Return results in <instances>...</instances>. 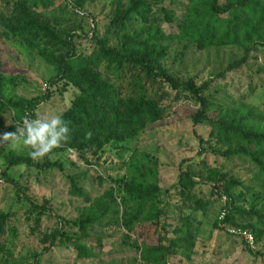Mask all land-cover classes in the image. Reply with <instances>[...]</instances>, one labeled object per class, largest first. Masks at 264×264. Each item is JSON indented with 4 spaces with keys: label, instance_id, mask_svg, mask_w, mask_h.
Returning <instances> with one entry per match:
<instances>
[{
    "label": "rangeland",
    "instance_id": "rangeland-1",
    "mask_svg": "<svg viewBox=\"0 0 264 264\" xmlns=\"http://www.w3.org/2000/svg\"><path fill=\"white\" fill-rule=\"evenodd\" d=\"M16 1L40 12V19L63 38L71 34L79 56L93 51V37L107 38L111 46L119 45L123 36L132 38V47L141 52L147 47L151 62L175 79L207 83L210 117L264 129V47L246 54L232 45L200 49L175 39L170 33L188 0H141L142 16L131 14L124 28H113L110 36L103 34L104 28L116 10L128 9L129 0H0L3 94L20 100L48 92L34 114L62 115L80 90L66 80L50 81L56 66L48 62V55L64 51L61 43L44 46L32 40L28 45L3 31ZM165 10L172 22L165 18ZM98 72L119 85L124 95L136 88L132 71L120 72L118 80L115 73L102 68ZM145 83L160 117L127 143L84 148L86 160L66 147L49 156L55 164L46 168L40 166L43 159L30 158V149L0 144V264H144L142 243L158 239L171 244V250H163L165 258L158 256L162 263L264 264V181L256 166L228 155L229 138L211 125L203 120L194 123L198 104L172 90L165 78L149 77ZM0 121V136L18 125L9 108L0 113ZM11 155L32 163L7 167ZM133 156L154 164L162 192L131 230L126 223L132 203L128 204L130 196L123 186L130 176L126 163ZM181 170L196 181L193 188L184 179L177 183ZM162 206L165 212L159 216L151 210ZM223 209L229 213L226 220L220 217ZM150 215L154 217L145 220ZM232 227L250 232L253 242L231 233Z\"/></svg>",
    "mask_w": 264,
    "mask_h": 264
},
{
    "label": "trees",
    "instance_id": "trees-1",
    "mask_svg": "<svg viewBox=\"0 0 264 264\" xmlns=\"http://www.w3.org/2000/svg\"><path fill=\"white\" fill-rule=\"evenodd\" d=\"M140 2L141 0H129L126 11L116 10L103 34L110 36L109 32L113 28H124V23L130 21L131 14H139L141 17L142 12H138ZM14 5L15 8L9 11L10 17L5 22L7 28L3 31L22 38L28 45L33 44L32 40H37L44 46H50L53 42L61 43L64 51H60L56 57L53 54L48 55V62L56 66V74L50 81L66 80L80 90L69 108L61 115L70 129L68 139L62 142L66 146L57 147L46 155L40 164L42 168L55 164L49 160V156L66 147L74 148L79 157L86 160L84 148L95 146L101 149L109 142L116 144L133 140L139 131H143L160 117L157 101L152 97L149 85L145 83L149 77L159 76L167 80L172 90L189 96L198 104L197 110L192 114V121L197 123L203 120L219 135L228 137L230 144L227 154L244 157L253 163L264 181V129L247 127L240 122L236 123L234 119L224 121V118L217 120L210 117L208 111L211 101L206 93V82L198 85L192 78L175 79L151 62V51L147 47L141 52L140 49L132 47L133 39L126 36H123L119 45L112 46L108 44L107 38L93 37V51L89 55L79 56L71 34L63 38L51 24L40 19V12L25 6L21 1H16ZM164 15L168 22H172L167 10ZM175 26L176 30L170 35L177 40L194 43L200 49L232 45L243 48L248 54L251 49L264 47V0H188L184 13L177 19ZM238 64V61L231 63L228 68ZM100 68L104 72L115 73L117 80L120 72L132 71L131 75L137 77L135 90L122 94L119 85L99 74ZM3 93L4 88L0 82V113L6 108L15 111L17 124H22L25 116L34 118V107L49 97L48 92H45L38 97L19 100ZM88 132L91 133L90 137H86ZM9 157L7 167L21 162L32 163L22 155ZM126 165L130 176L124 180L123 189L130 196L128 204L132 203L129 209L132 213L128 214L131 217L126 226L134 230L138 217L148 204L158 200L162 190L158 185L157 173L152 168L154 164L150 161L136 160L133 156ZM183 179L189 187L193 188L196 184L185 170H181L177 183H181ZM151 210L157 212V216L165 212L163 206ZM234 211L238 210L234 208ZM153 217L154 215H150L145 220ZM228 218L229 213L224 219ZM81 219L85 222L87 217ZM80 222L73 221V224ZM85 225L83 223V228ZM143 230L146 228L139 229L140 232ZM142 244L141 259L144 264H168L162 263L158 256L163 254L165 258L163 250H171V244L161 243L159 239L156 243ZM247 247L249 248L248 245ZM248 250L251 251L250 248ZM261 255L264 257V253Z\"/></svg>",
    "mask_w": 264,
    "mask_h": 264
},
{
    "label": "clouds",
    "instance_id": "clouds-1",
    "mask_svg": "<svg viewBox=\"0 0 264 264\" xmlns=\"http://www.w3.org/2000/svg\"><path fill=\"white\" fill-rule=\"evenodd\" d=\"M70 129L68 122L61 115H45L35 113L34 118L25 116L22 124L15 126L14 132L0 136V144H7L12 149L24 147L30 149L29 156L33 160H42L53 149L60 147L66 141ZM91 133H86L90 137Z\"/></svg>",
    "mask_w": 264,
    "mask_h": 264
},
{
    "label": "built area",
    "instance_id": "built-area-1",
    "mask_svg": "<svg viewBox=\"0 0 264 264\" xmlns=\"http://www.w3.org/2000/svg\"><path fill=\"white\" fill-rule=\"evenodd\" d=\"M29 118H31V117H29ZM225 214H226V212H225V210L223 209V210L221 211V215H220V217H221V218H224V217H225ZM228 230H229L231 233H233V234H240V235H242V236L246 239V241H247L248 243H250V244L253 242V236H252V234H251L250 232L246 231V230L241 231L240 229H237V228H234V227L229 228Z\"/></svg>",
    "mask_w": 264,
    "mask_h": 264
}]
</instances>
